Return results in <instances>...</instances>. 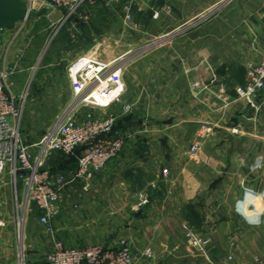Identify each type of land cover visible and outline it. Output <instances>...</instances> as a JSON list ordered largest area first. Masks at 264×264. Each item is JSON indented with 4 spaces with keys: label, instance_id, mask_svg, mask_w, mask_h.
Listing matches in <instances>:
<instances>
[{
    "label": "rangeland",
    "instance_id": "1",
    "mask_svg": "<svg viewBox=\"0 0 264 264\" xmlns=\"http://www.w3.org/2000/svg\"><path fill=\"white\" fill-rule=\"evenodd\" d=\"M212 1L214 0H196L193 3L200 2L203 5ZM127 3L121 4L124 16L120 14L117 19L107 24L105 28L103 26L100 27L88 41L79 40V44L77 43V36L73 34L72 27L75 24L74 19H76L73 16L60 26L61 22H58V20L62 13L58 9L46 8L39 18L34 20L31 30L26 33L22 41V44H28V46H26V52L21 61V66L25 65L32 68L28 71L26 70V72H21L23 70L22 67L21 71L13 77L15 94L25 104L22 133L29 143L39 141L47 129L56 122L59 108L69 101L72 93L69 67L75 59L83 55L78 53L77 48L79 45L80 48H87L86 51L90 53H96L102 58L110 60L119 57L125 46L134 45L136 41H147L145 45L155 44V39L151 35L155 34L154 14L141 13L135 18L131 4L130 14L132 19L125 21L127 12L124 10V5ZM98 4L99 2L97 1L94 5H84L79 9L78 14L87 13V11L84 12L83 10L88 8V6L93 7ZM104 7L113 8L115 5H104ZM231 15L224 13V11L219 13L221 19ZM125 29L129 31L128 33H130V30H141L143 31V36L138 39L124 38L121 35ZM209 42L212 45H216L215 39ZM258 56L249 59L247 63L257 59ZM207 67V81L202 85H198L199 83L192 85L191 91L194 97H186L185 101L183 97H177L176 101H174L171 98L169 100V97H126L125 94L119 103L106 112L94 111L97 117L111 114L119 115L124 113L126 107L130 105L131 109L118 118L116 126L125 131V144L141 145L146 143L149 145L150 149L145 151L150 150L149 152H153L149 154L147 159L150 158L151 160L152 156H154V162L152 160L154 168L153 170L149 169V172L141 177L127 180L126 183L119 181L116 177H113L112 180H100V182L93 181V178L86 182L71 183L65 195H67V192L70 195L83 192L85 197L82 200V204L77 203L75 198H65V208L60 214V219L63 216H68L71 219L73 212H77L76 210L83 211V215L92 211V217H95L94 212H96L101 218L102 215L100 214L103 209L100 207L104 206L103 200L101 205L98 204L100 206L98 207L92 203V201L97 199L89 198L88 193L101 192L108 189L119 197V194L126 190L130 192V196L127 195L125 199L111 198V205H113L112 219L113 216H116L115 209L119 205L124 206L126 211L124 214V210H122L123 214L132 220L136 217L130 207L134 205L136 210L144 207V214L139 216L137 221L133 223L139 229L144 227L141 230L143 231L141 232L142 240L141 243H131V249L137 254L140 251L149 249L152 257H143L136 264H255L253 257H258L264 261V229L262 227L251 228L249 234L246 230H242L245 241L247 242L248 240V242L241 248L234 246L230 235L228 238L223 239L224 243L221 240L219 241L220 230L216 231V225L222 219L220 217L222 210L225 215L231 217L232 214H226V211L230 210L232 212L235 206H243L244 208L239 210L240 213H238L242 220L246 219L248 221V218H252L251 214L247 215L248 204L253 203V206L258 207L263 204V199L257 198L256 200L255 197H250V194L245 191L242 198H239L238 203L235 204L236 200L231 197V193L233 191L237 192L239 189L242 191L247 187L245 181H242L244 180L243 175L241 177H238V173L233 175L231 166H227V164L223 173L217 175L215 171V165L221 159L228 163L229 160L235 157L241 158L243 153L244 157L242 159H247V151L244 148L246 135L239 134L242 128L247 129L250 127L251 132L253 131L257 136L255 143L257 145L262 144L263 139L260 137L264 136V110L260 112L254 111L256 115L261 117V121H259V118L256 122L252 121L251 124L244 123L246 118L239 114L242 121L239 120L234 126L231 125L229 120L233 121L234 117L227 109H229L233 97L229 91L234 87L238 88L240 86L232 83L235 70L229 69L225 77H220L217 71L210 68L209 65ZM124 72L125 83L129 82L131 89L134 90L135 65L129 64ZM199 91H206L208 94L200 96ZM236 97L239 99V102H237L239 109L248 105L245 98L247 97L246 95L238 94ZM200 111L202 112L201 114ZM184 119L187 123L191 121L192 124V129H188L187 133L184 132V128H175ZM168 126L172 129H168ZM226 127L228 128L227 130ZM156 139L164 142L170 141L175 144H187L190 147L193 143L199 141V150L195 155H191L189 150L187 152L191 157H195L191 161L206 160L211 163L205 167L197 166L196 169L193 166L191 170L188 169L190 175H187L188 177H197V179L201 178L202 181L206 182L204 184L205 191H207V195L204 194L206 198H194L183 205H179L176 202L177 200L171 198V214L169 216L173 218L174 222H168L157 233H155L154 228L155 216H158V224H162L167 209L163 210L160 208L159 215H155V190L163 188L162 181L167 183L172 175L182 170L181 167L176 165L161 166V172L155 174ZM163 155L164 153H162ZM58 156L57 152L51 154L46 159V166L50 167L53 159H57V162H60V165H55L57 168H64L70 164V156ZM149 162L151 163V161ZM109 163L98 174H104ZM165 168L168 169L166 173L164 172ZM19 187L22 190L24 184L19 182ZM134 195L137 196V202L133 198ZM145 197L149 200L148 203L141 204ZM22 200L21 196L20 201ZM121 200L122 202H120ZM201 201L204 203V208L201 211L206 216V222L199 227L190 223L188 206ZM14 203V186L10 181V176L8 174H0V214L6 218L7 222L5 227L0 228V230L4 229L3 233L0 232V259L6 260V257L11 254L13 259L10 260L8 258L7 261H17L18 253L21 251L23 252V264H31L34 261L36 262L35 264H40L43 259L40 257L41 251H43V248L52 249L54 236L53 234H48L46 226L40 223L39 216L41 212L33 202L30 205L32 210L28 214L25 227L23 226L21 231L18 232L14 221L18 213H16ZM83 217L86 219L87 215ZM99 218L97 221H102V218ZM223 220H227V218L224 217ZM243 223L245 222L243 221ZM185 225H188L196 236L209 239L204 250L198 249L190 243ZM53 230L55 233V228ZM155 236L158 237V240H156L157 238L155 239ZM55 237L63 239L66 243L63 237H58L57 234H55ZM1 240L9 242V245L2 243ZM4 249L6 252H3ZM236 256L239 258H236Z\"/></svg>",
    "mask_w": 264,
    "mask_h": 264
},
{
    "label": "crops",
    "instance_id": "2",
    "mask_svg": "<svg viewBox=\"0 0 264 264\" xmlns=\"http://www.w3.org/2000/svg\"><path fill=\"white\" fill-rule=\"evenodd\" d=\"M98 2V5L88 6V8L83 10L84 12L87 11V13L74 17L76 19H74L75 24L72 29L74 31L73 34L78 38V44L81 39L82 41L91 39L100 27L103 26L105 28L107 24L117 19L120 14L124 16L121 4L125 2L132 4V13L135 18L141 13L153 15L159 12V16L153 18L155 20V34L151 35L155 39V44L145 45L147 41H136L134 45L125 46L120 53L121 58L124 59L125 69H127L129 64L135 65L136 68L134 74L135 89L132 90L129 82L126 83V97H169V100L171 98L174 101H176L177 97H183L185 101L186 97H194L191 91L192 85H197V83L202 85L207 81L208 65L217 71L220 77H225L229 69L236 71L241 66L246 68L249 59L264 53V0H214L203 5L200 2L193 3L196 0H164L162 4H159V0H120L118 3L113 4L115 5L113 8L104 7L103 3ZM223 11L233 15L221 19L219 13ZM88 14L89 17L85 18L84 16ZM37 18L39 16L29 21L25 33L12 45L9 53V62L12 63L14 61L17 47L24 45L22 41ZM128 32L125 29L121 36L133 39L143 36V31L138 29ZM12 33V29L4 28L2 30L4 40L0 48V59ZM213 39H215L216 45H212L209 42ZM86 49L84 47L80 48L79 45L77 48L79 55L90 53ZM21 67H23L21 72H26V70L28 71L32 68L25 65ZM232 81V83L239 85L234 77ZM199 92L200 96L208 94L206 91ZM232 97L233 101L229 109H227L234 117L233 121L229 120L231 125L234 126L239 120L242 121L239 114L246 118L244 123L251 124L252 121L256 122L259 118V121H261V117L256 115L250 106L245 105L239 109L237 104L239 99L233 95ZM63 106L64 104L59 108L57 117ZM177 125L175 128H184L185 133H187L188 129H192L191 121L187 123L185 119ZM168 129L171 130L172 128L168 126ZM239 134L246 135L244 148L247 151V159H242L244 153L241 158L235 157L229 160L228 163L221 159L219 162L217 161L215 171L217 175L223 173L227 164V166H231L233 175L237 173L238 177L243 175L244 180L242 181H245L247 187L261 192L264 190V136L260 137L263 139L262 144L257 145L255 143L257 136L253 131L251 132L250 127L247 129L242 128ZM189 147L190 145L187 144L155 140V174L161 172V166L176 165L181 167L182 170L172 175L167 183L162 181L163 188L155 190V215H159L160 208L163 210L167 209L162 224H158V216H155V233L166 226L168 222H174L173 218L169 216L171 214V198L177 200L176 202L179 205L188 203L194 198H206L207 191H205L204 186L206 182L202 181L201 178L197 179V177H188L187 175H190L188 169L191 170L193 166L196 169L197 166L205 167L211 163L206 160L191 161L195 157H191L187 153ZM147 149H150V147L146 143L141 145L125 144L120 155L109 163L106 172L101 175L96 174L93 181L112 180L113 177H116L119 181L126 183L127 180L136 179L147 174L149 169L153 170L154 168V156L151 155L153 157H151V160L150 158L147 159L149 154L153 152H149L150 150L145 151ZM162 153H164L163 156ZM53 173L57 172L53 171ZM129 193L124 190L118 197L108 189L101 192H89V198L97 199L92 201L94 205H101L103 200L104 206H98L103 209L100 214L102 215V221H97L99 216L96 212H94L95 217L91 216V210L90 213L86 212L87 218L85 219L83 216L86 215H83V211L76 210L77 212H73L71 219L68 216H63L61 219L58 217L55 220V234L58 237H63L69 246L102 243L113 247L117 246L122 238L127 239L130 243H141V232H143L141 230L144 227L139 229L133 223L137 221L139 216L144 214V207L140 210H136L134 205L130 207L136 217L132 220L124 215L126 211L124 206L119 205L116 207V211L114 210L116 216H113L112 219L113 205H111V198L118 197V199L123 200L127 195L130 196ZM244 193L245 191H240V189L231 193V197L236 200L235 204L238 203L237 201L242 198ZM249 196L254 197L252 195ZM84 197L83 192H77L75 195L74 193L70 195L67 192L66 195V199L75 198L79 204H82ZM133 198L137 202V196L134 195ZM173 205L175 206V204ZM243 208V206L239 205L235 206L232 212L230 210L226 211V214H232L231 217L225 215L222 210L220 216L222 219L216 225V231L220 230L218 236L219 241L221 240L222 243H224L223 239L228 238L230 235L234 246L241 248L248 242L247 239V242L245 241L242 230H246L249 234L251 228L262 227L264 229V201L258 207L253 206V203L248 204L247 215H252V218H248V221L246 219L242 220L239 215V210ZM122 210H124V214ZM224 217L227 220H223ZM3 231L4 229L0 230L1 233ZM155 239L158 240V237L155 236ZM1 242L7 246L9 245V242L7 243L5 240H1ZM48 251H51L50 248H43L42 253L40 252V257L41 259L43 258L40 264H46L45 256L47 258ZM3 252H6L5 249ZM8 258L10 260L13 259L11 254L6 257V260ZM236 258L239 257L236 256ZM253 258L255 264H259L256 257ZM35 263V261L31 262V264Z\"/></svg>",
    "mask_w": 264,
    "mask_h": 264
},
{
    "label": "built area",
    "instance_id": "3",
    "mask_svg": "<svg viewBox=\"0 0 264 264\" xmlns=\"http://www.w3.org/2000/svg\"><path fill=\"white\" fill-rule=\"evenodd\" d=\"M23 1L32 11L58 9L62 13L58 20L62 26L70 17L79 15V9L84 5H94L100 1L109 6L120 0ZM130 5H124L127 12L125 21L132 19ZM155 16H159V12L154 13ZM88 17L89 14L85 16ZM33 18L22 19L12 28L13 33L0 59V174H8L14 186V207L18 213L14 220L15 226L18 232L25 227L28 214L32 210L30 205L32 202L36 204L41 212L40 223L54 236L46 264H136L143 257H152L149 249L134 253L130 241L125 238L120 239L116 247H112L102 243L69 246L63 239L55 237L54 222L65 207V192L68 186L78 181H90L123 150L125 131L115 128L118 118L125 115L131 106L128 105L125 112L119 115H95V110L106 112L122 100L126 91L125 63L121 56L106 60L93 52L84 54L75 59L69 67L72 89L69 101L42 138L35 143H29L22 133L25 104L16 96L13 81L14 75L22 69L21 61L28 44L17 47L12 63L9 62V53ZM236 90L239 95L247 96L245 98L248 105L255 112L264 110V53L247 63L246 83ZM199 144V141L192 144L189 149L191 155L198 152ZM79 149L81 150L77 167L73 171L53 173L51 168L46 166V159L51 154H71ZM167 171L165 168L164 172ZM19 182L24 184L22 190ZM244 191L264 201V190L257 192L253 188L245 187ZM148 201L145 197L141 204ZM6 225V218L0 214V228ZM185 227L190 243L204 250L209 239L198 237L188 225ZM256 259L259 264H264L258 257ZM0 264H23V252L18 253L17 261L0 259Z\"/></svg>",
    "mask_w": 264,
    "mask_h": 264
},
{
    "label": "trees",
    "instance_id": "4",
    "mask_svg": "<svg viewBox=\"0 0 264 264\" xmlns=\"http://www.w3.org/2000/svg\"><path fill=\"white\" fill-rule=\"evenodd\" d=\"M234 79H236V81L239 83V85H241V86L245 85V83H246V68L243 66L239 67L235 71ZM229 92L233 96H238V93H237V90L235 87L230 89ZM115 129L122 130V128L119 129L117 126ZM80 150L81 149H79L78 152L71 153V154H64L62 152H57V154L59 156H61V155L70 156L71 161H70V164L68 166L66 165L64 168H57V167H55V165L56 164L60 165V162H57V159H53L52 164L50 166L51 170L55 171V172H64V173H68L70 171H73L77 167L78 156L80 154ZM203 205H204V203L201 201L200 203H196V204L192 203L188 206L190 223L192 225L200 227V226L205 224L206 216H205L204 212L201 211L202 208H204Z\"/></svg>",
    "mask_w": 264,
    "mask_h": 264
},
{
    "label": "water",
    "instance_id": "5",
    "mask_svg": "<svg viewBox=\"0 0 264 264\" xmlns=\"http://www.w3.org/2000/svg\"><path fill=\"white\" fill-rule=\"evenodd\" d=\"M163 2L164 0H159V4ZM42 13V10H30L27 3L23 0H0V48L4 40L2 34L4 28L12 29L20 20L37 17Z\"/></svg>",
    "mask_w": 264,
    "mask_h": 264
}]
</instances>
